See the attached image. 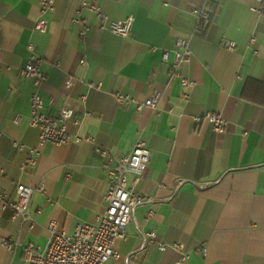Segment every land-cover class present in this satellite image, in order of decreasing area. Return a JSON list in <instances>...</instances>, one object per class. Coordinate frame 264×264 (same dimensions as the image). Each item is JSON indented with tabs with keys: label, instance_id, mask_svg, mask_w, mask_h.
I'll use <instances>...</instances> for the list:
<instances>
[{
	"label": "crops",
	"instance_id": "obj_1",
	"mask_svg": "<svg viewBox=\"0 0 264 264\" xmlns=\"http://www.w3.org/2000/svg\"><path fill=\"white\" fill-rule=\"evenodd\" d=\"M86 2L53 0L43 15L46 32L39 33L33 27L41 0H0V194L13 200L17 184L43 185L31 198L32 229L0 204V264H27L23 246H44L52 221L68 233L95 223L110 181L95 144L122 156L137 139L150 161L138 183L128 177V188L152 201L135 210L125 239L114 245L113 264H175L174 243L188 253L181 264H264V6L259 0H88L105 17L101 22ZM194 10L210 14L202 29ZM127 16L133 17L128 36L109 31ZM83 25L89 31L81 38ZM178 39L189 49L179 69L186 87L169 68ZM28 44L42 57L46 76L42 112L56 114L68 95L78 121L69 131L93 142L39 147V129L29 125L34 89L20 75ZM67 77L76 79L69 91ZM155 92L156 108L136 109ZM116 93L134 102L119 104ZM207 113L227 120L223 134L194 122ZM31 149L40 150L36 165L21 169ZM151 231L155 242L143 238ZM7 240L18 245L8 251ZM156 243L168 248L160 251Z\"/></svg>",
	"mask_w": 264,
	"mask_h": 264
},
{
	"label": "built area",
	"instance_id": "obj_2",
	"mask_svg": "<svg viewBox=\"0 0 264 264\" xmlns=\"http://www.w3.org/2000/svg\"><path fill=\"white\" fill-rule=\"evenodd\" d=\"M264 6V0H259ZM91 11L95 12L101 22L105 17L98 11V8L89 3H84ZM53 10V0H41L40 14L41 17L35 22L34 30L39 33H45L47 22L43 18L48 12ZM264 13V10H261ZM193 14L197 18V23L208 24L210 14L204 10H194ZM75 22H79L75 20ZM133 23V17L127 16L120 22L110 23L109 31L117 36L126 37L130 34ZM102 29L103 26L100 25ZM89 31V27L82 26L80 31L81 38H84ZM177 49L173 53L172 61L169 64L172 76L179 77L181 86L186 87L190 82L179 74L180 67L185 64L189 57V49L184 40L178 39L176 42ZM227 48L233 50L234 45L228 44ZM29 57L20 71L23 79L29 80L34 91L30 95V113L29 125L39 129V147L45 144L53 146H64L70 143L80 144L83 141L93 142L91 137H80L69 131V126L78 124L74 118L75 109L68 102V95L65 101L58 109L56 114L47 115L42 112L43 100L39 95V90L46 80L45 74L41 71L42 57L38 54L32 44L27 45ZM169 54L167 51L162 54V61L167 63ZM84 59L80 64H84ZM76 79L67 77L63 83L65 91H69L75 84ZM92 86V85H91ZM115 100L122 105H129L134 102L130 95L116 93ZM160 93L155 92L143 103H137L136 109L143 107L156 108ZM184 98H187L185 95ZM85 97H81L83 102ZM52 104V100L49 102ZM18 120V116L14 121ZM196 124L206 122L214 134H223L227 127V120L217 113H207L203 117H193ZM13 146L21 149V145L13 142ZM95 153L106 160L104 166L109 173V186L103 195L105 202L104 210L96 217L93 224H78L72 233L57 230L54 221L49 224V237L44 246H37L28 243L23 246V254L27 264H107L111 259H118L119 255L114 250V245L119 240L126 237L125 229L133 220L134 212L137 207L144 203L151 202L152 199L144 197L137 193L133 188H128V177L133 176L132 186L140 181L141 175L145 172L150 161V151L142 139H137L130 153L122 156H114L111 151L100 145L95 144ZM39 149H31L29 157L21 169L25 166L34 167L36 157L39 155ZM35 192H43V185L38 184L35 187L17 184L15 186V199L10 200L5 195L0 194V204L4 209L12 212V218L20 217L23 222H30V229L33 228V219L29 214L31 198ZM143 238L147 242H155L156 233L154 231L145 233ZM2 245L11 251L18 245L17 241H3ZM160 251L168 248L163 243H156ZM171 248L180 253V258L175 264H181L188 258V253L184 252L179 243H174Z\"/></svg>",
	"mask_w": 264,
	"mask_h": 264
},
{
	"label": "trees",
	"instance_id": "obj_3",
	"mask_svg": "<svg viewBox=\"0 0 264 264\" xmlns=\"http://www.w3.org/2000/svg\"><path fill=\"white\" fill-rule=\"evenodd\" d=\"M203 25H204L203 23L198 24V29H202Z\"/></svg>",
	"mask_w": 264,
	"mask_h": 264
},
{
	"label": "rangeland",
	"instance_id": "obj_4",
	"mask_svg": "<svg viewBox=\"0 0 264 264\" xmlns=\"http://www.w3.org/2000/svg\"><path fill=\"white\" fill-rule=\"evenodd\" d=\"M107 264H113V260H110Z\"/></svg>",
	"mask_w": 264,
	"mask_h": 264
}]
</instances>
